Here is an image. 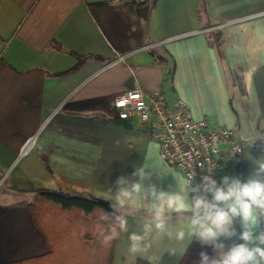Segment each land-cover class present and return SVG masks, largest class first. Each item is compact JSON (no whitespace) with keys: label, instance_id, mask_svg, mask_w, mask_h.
<instances>
[{"label":"crops","instance_id":"1","mask_svg":"<svg viewBox=\"0 0 264 264\" xmlns=\"http://www.w3.org/2000/svg\"><path fill=\"white\" fill-rule=\"evenodd\" d=\"M136 88L236 130L243 152L224 176L247 179L264 161V0H157L147 29L130 0H0V264L48 253L28 211L40 191L107 201L118 176L144 167L146 203L152 184L182 192L184 176L149 129L113 107ZM119 214L129 232L119 233L114 264H197L212 253L191 238L184 213L169 217L171 235L144 210ZM131 232L142 238L137 253Z\"/></svg>","mask_w":264,"mask_h":264},{"label":"clouds","instance_id":"2","mask_svg":"<svg viewBox=\"0 0 264 264\" xmlns=\"http://www.w3.org/2000/svg\"><path fill=\"white\" fill-rule=\"evenodd\" d=\"M132 176L135 179L118 176L114 188L107 190L105 199L113 214L119 216L125 208L135 212L144 210L155 221V230L171 235L167 229L169 217L173 213H184L189 221L191 238L194 237L202 249H212L211 254L202 250L197 264H264V229L257 228L264 218V161L257 163L247 179L224 176L217 182L211 175H205L201 185L191 186L187 177L185 188L175 193L159 190L152 184L149 186L152 199L148 203L142 194L145 190L142 181L150 176L144 167L135 169ZM120 227L129 232L126 219H121ZM152 227L146 224L144 229L150 231ZM185 235L183 229L175 233L180 241ZM233 238L241 242L230 246L225 243ZM129 239L130 252L140 251L141 236L131 232Z\"/></svg>","mask_w":264,"mask_h":264},{"label":"built area","instance_id":"3","mask_svg":"<svg viewBox=\"0 0 264 264\" xmlns=\"http://www.w3.org/2000/svg\"><path fill=\"white\" fill-rule=\"evenodd\" d=\"M113 107L119 120L137 118L149 129L165 162L185 179L189 177L191 186L201 185L205 175L220 182L229 159L243 152L236 130L213 127L208 120H194L184 102L169 104L163 91L149 94L136 88L116 97ZM33 141L22 154L29 151Z\"/></svg>","mask_w":264,"mask_h":264},{"label":"trees","instance_id":"4","mask_svg":"<svg viewBox=\"0 0 264 264\" xmlns=\"http://www.w3.org/2000/svg\"><path fill=\"white\" fill-rule=\"evenodd\" d=\"M156 1L130 0L146 29ZM81 65L80 62L78 69ZM104 202L90 194L38 192L28 211L44 237L48 253L5 264H114L115 245L123 217L113 214L111 207L105 206ZM136 264L148 263L138 260Z\"/></svg>","mask_w":264,"mask_h":264},{"label":"water","instance_id":"5","mask_svg":"<svg viewBox=\"0 0 264 264\" xmlns=\"http://www.w3.org/2000/svg\"><path fill=\"white\" fill-rule=\"evenodd\" d=\"M104 205H105V206H108V205H109V203H108L107 201H105V202H104Z\"/></svg>","mask_w":264,"mask_h":264}]
</instances>
